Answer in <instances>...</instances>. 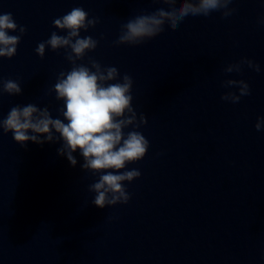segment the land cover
<instances>
[{
  "label": "clouds",
  "instance_id": "clouds-1",
  "mask_svg": "<svg viewBox=\"0 0 264 264\" xmlns=\"http://www.w3.org/2000/svg\"><path fill=\"white\" fill-rule=\"evenodd\" d=\"M168 5L156 11L136 15L121 26L116 45H140L159 36L165 25L176 30L188 16L208 17L213 12H221L227 18L236 11L229 7L235 0H155ZM99 23V18L89 19V13L82 7H75L62 17L53 20V27L65 32L58 35L53 31L46 41L40 42L35 52L43 59L46 49L65 52V59L72 65L67 72L61 71L56 83L49 90L55 93L57 101H63L58 109L59 116L54 118L48 107L36 104L16 105L10 108L6 117L0 119L3 134H12L13 140L25 146L27 142L38 145L62 142L58 155L65 156L70 165L78 163L73 155L79 151L83 158L81 169L98 175L96 182L89 185V191L95 193L92 204L98 208L127 204L131 199L125 182L131 183L140 177L138 169L124 170L128 164L144 158L149 148L148 139L138 129L147 124L143 114L137 116L132 106L133 79L130 75L120 76L116 67H104L89 57L96 50L99 41L92 36H81ZM264 25V17L258 19ZM19 35H9V32ZM27 28L18 25L12 13L0 14V58L11 59L17 53V46ZM259 73L260 65L248 58L228 64L226 73H240L243 66ZM226 88H236L237 92L222 94L223 101L238 103L241 97L250 95L249 84L245 80L228 79L222 82ZM21 95L19 82L0 80V96ZM63 117V118H60ZM66 121V122H65ZM132 130L125 132V129ZM257 131L264 128V117H258ZM124 170V171H121Z\"/></svg>",
  "mask_w": 264,
  "mask_h": 264
}]
</instances>
